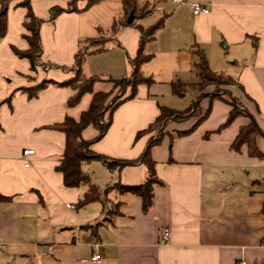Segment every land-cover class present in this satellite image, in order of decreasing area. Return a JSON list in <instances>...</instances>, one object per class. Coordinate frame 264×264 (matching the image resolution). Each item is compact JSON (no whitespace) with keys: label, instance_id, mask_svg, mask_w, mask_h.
<instances>
[{"label":"crops","instance_id":"obj_1","mask_svg":"<svg viewBox=\"0 0 264 264\" xmlns=\"http://www.w3.org/2000/svg\"><path fill=\"white\" fill-rule=\"evenodd\" d=\"M89 1L32 0L42 21L43 52L35 70L13 52L29 48L27 10L16 2L10 6L0 41V264H264V159L251 157L247 146L232 150L251 119L241 116L222 128L231 106L201 99L202 114L211 108L210 115L198 126L199 117L171 122L151 150L162 182L154 189L151 211H143L142 198L116 188L145 184L141 162L112 169L98 160L83 164L100 200L81 207L89 188L65 185L58 167L66 134L53 126L67 117L78 120L93 95L70 107L68 88L50 85L35 98L25 92L43 81L67 82L80 69L97 79L94 93H107L111 88L96 90L97 83L130 78L141 31L161 24L144 46L149 60L141 71L149 83L106 113L111 124L102 138L97 140L94 126L88 137L89 128L83 132L89 149L111 161L140 160L154 133L139 139L137 134L156 122L161 108L185 111L198 98L191 87L175 94L173 84L198 83L195 67L202 55L213 72L242 86L231 92L264 134V0H138L151 11L132 24L123 0L87 8ZM190 3L210 11L194 15ZM55 8L63 12L51 21ZM131 93L128 89L121 101ZM86 96H91L87 110H78ZM186 96L193 98L190 105L183 102ZM256 145L264 154V135ZM96 254L101 263L92 261Z\"/></svg>","mask_w":264,"mask_h":264},{"label":"trees","instance_id":"obj_2","mask_svg":"<svg viewBox=\"0 0 264 264\" xmlns=\"http://www.w3.org/2000/svg\"><path fill=\"white\" fill-rule=\"evenodd\" d=\"M102 0H90L87 8L90 6L99 3ZM16 2L15 7H23L27 10L24 27L27 31L24 34V39L28 42L29 48L25 51H20L16 48H13V52L19 58L27 59L31 63V67L35 70L36 65L39 63L42 56V45L40 37V25L42 21L36 16L32 8V0H0V41L5 38L8 28V13L12 3ZM124 10L126 16L129 19L131 15H134L135 18H144L150 13V9L147 5H140L138 0H123ZM63 12L60 8H55L51 10L50 20L53 21L56 17ZM125 26V24H123ZM161 27V24L154 26L148 31H141V42L139 47V52L137 57L133 60V74L130 78L122 81L112 82L118 85H127L131 87V95L124 99L119 100L111 109L110 114L114 111L121 103L126 100L134 99L136 96V91L139 85L144 83H149L141 71V67L144 63L149 60V57L144 52L145 44L152 40L156 32ZM81 58L77 60V67L80 68ZM196 74L198 76V83L195 84H173L174 93L177 95L185 94L189 87L195 89L196 91H203L208 87H219L220 85H229L236 86L240 89H243L240 84L235 81L232 77L217 74L213 72L209 66V63L204 55L201 57V62L195 67ZM97 82L95 78L85 77L81 70L77 71V77L71 79L64 83H55L50 81H43L39 85L25 89V92L28 93L30 98H35L38 96V93L44 88L50 85H58L60 87H65L70 89L73 92V95L69 99V106L76 107L80 104L83 97L88 94L93 95L92 102L87 111L83 112L78 120L67 117L65 122L60 125L53 126V129L60 130L66 134V146L63 155V160L61 165L58 167V171L64 175V183L67 187H80L88 186L89 190L80 201L79 206L83 207L93 201L100 200V194L98 188L92 183V180L89 175L83 173L82 166L85 163H88L93 160L101 161L108 168H113L115 166L125 167L129 165H134L136 163H142L147 169V180L145 184L140 186H123L117 185L116 188L121 194H129L142 198L143 202V211L148 213L153 208L154 204V189L157 185H161L162 182L157 178L156 174V163L151 157V150L153 147L161 144L164 131L171 122H183L192 117H199V121L196 126L203 122L211 113V108L203 115L200 108V101L203 95L198 97L194 104L185 111H177L169 108H161V114L157 118L156 122L149 126L145 131L139 132L136 139H139L145 135L154 133L153 137L150 139L147 149L140 160L137 161H124V160H115L111 161L105 156H100L93 153L89 147L91 142L86 141L83 138V132L94 126L99 131V137L102 138L107 132L110 124L111 117L106 124H101L103 117L109 111L105 102L109 98L107 93L96 92L94 93V84ZM108 97V98H107ZM211 101L221 100L226 104L230 105L232 110L229 114L227 122L222 126L225 128L232 124L238 117L244 116L251 119V123L243 127L240 130L236 140L232 144V150L236 152H241L244 146L248 147V152L251 157L257 159H264V154L258 149L256 145V139L259 136L264 134L260 130L259 126L248 112L237 99H228L219 95L210 94L206 96Z\"/></svg>","mask_w":264,"mask_h":264},{"label":"rangeland","instance_id":"obj_3","mask_svg":"<svg viewBox=\"0 0 264 264\" xmlns=\"http://www.w3.org/2000/svg\"><path fill=\"white\" fill-rule=\"evenodd\" d=\"M75 77H77V74L75 75ZM233 87H236V86H229V85H220L219 87H208L206 89H204L203 91H197L198 92V95L201 96L203 92V95L202 97L206 98V96H209L210 94H213V95H219V96H222V97H226L228 99H236L234 96H233V93L231 92L232 88ZM98 89H101L103 91H108V89L111 88V90H109L107 92V95L109 96V98L107 99V101L105 102V106H107V110L109 109V111L107 113H110L112 107L119 101L121 100V98L124 97L125 95V92L129 89H131V87H128L126 84L124 85H118V84H111V83H106V82H98L97 83V86H96V90ZM238 88V87H236ZM212 92V93H211ZM198 96V97H199ZM90 99H91V96H86L85 99L83 100L82 104L80 105L79 109L78 110H87L88 106H89V103H90ZM193 98L189 97V96H186L184 97L183 99V102L184 103H188V105H190L191 103V100ZM198 99V98H197ZM196 99V100H197ZM203 99V98H202ZM240 103V102H239ZM241 104V103H240ZM111 107V109H110ZM108 115V114H107ZM108 121V118L106 116L103 117L102 119V122L101 124H106ZM89 132H93V128H89L86 132H85V136H89Z\"/></svg>","mask_w":264,"mask_h":264},{"label":"built area","instance_id":"obj_4","mask_svg":"<svg viewBox=\"0 0 264 264\" xmlns=\"http://www.w3.org/2000/svg\"><path fill=\"white\" fill-rule=\"evenodd\" d=\"M171 1L173 3H175V4H184V3H186V0H171ZM190 7H191L192 12H193L194 15L207 14L210 11L207 7H204L202 4H199V3H190ZM33 154H34L33 150L25 152V156L33 155ZM169 237H170L169 231L168 230H164V232H163V241L164 242H168L169 241ZM92 261L96 262V263H101L103 261V258H102L101 255L96 254V255L93 256ZM237 264H247V263L242 261V262H239Z\"/></svg>","mask_w":264,"mask_h":264},{"label":"water","instance_id":"obj_5","mask_svg":"<svg viewBox=\"0 0 264 264\" xmlns=\"http://www.w3.org/2000/svg\"><path fill=\"white\" fill-rule=\"evenodd\" d=\"M134 20H135V16L131 15L130 18L128 19V24H132Z\"/></svg>","mask_w":264,"mask_h":264}]
</instances>
